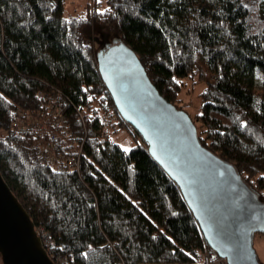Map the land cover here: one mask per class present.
<instances>
[{
	"label": "trees",
	"instance_id": "trees-1",
	"mask_svg": "<svg viewBox=\"0 0 264 264\" xmlns=\"http://www.w3.org/2000/svg\"><path fill=\"white\" fill-rule=\"evenodd\" d=\"M64 2L0 0L1 177L54 264H205L196 221L117 114L85 36L93 25L117 36L179 109L196 76L199 141L264 201V0H104L69 18Z\"/></svg>",
	"mask_w": 264,
	"mask_h": 264
},
{
	"label": "water",
	"instance_id": "water-1",
	"mask_svg": "<svg viewBox=\"0 0 264 264\" xmlns=\"http://www.w3.org/2000/svg\"><path fill=\"white\" fill-rule=\"evenodd\" d=\"M100 37L97 70L117 114L176 184L204 242L227 264H260L252 241L264 234V201L234 165L201 144L190 117L158 93L134 51L117 36ZM0 262L54 264L1 174Z\"/></svg>",
	"mask_w": 264,
	"mask_h": 264
},
{
	"label": "rangeland",
	"instance_id": "rangeland-1",
	"mask_svg": "<svg viewBox=\"0 0 264 264\" xmlns=\"http://www.w3.org/2000/svg\"><path fill=\"white\" fill-rule=\"evenodd\" d=\"M98 3V9L104 6V0H65L62 7V16L64 18L78 17L86 14L88 4ZM105 32V29H99L93 25L88 30L86 40L97 47L100 34ZM183 86L177 96V101L188 116H192L198 107V94L203 88V83L196 76H188L182 80ZM113 140L122 148L128 149L132 146L133 141L125 127H119L118 130L112 133ZM253 249L257 255L260 264H264V235L256 233L252 241ZM1 264V262H0Z\"/></svg>",
	"mask_w": 264,
	"mask_h": 264
},
{
	"label": "built area",
	"instance_id": "built-area-1",
	"mask_svg": "<svg viewBox=\"0 0 264 264\" xmlns=\"http://www.w3.org/2000/svg\"><path fill=\"white\" fill-rule=\"evenodd\" d=\"M55 108H56V107H54V109H55ZM52 112H53V117H54V119L59 120V119L61 118L57 110H55V111L53 110ZM23 122H24V121H23ZM24 125L27 126V128L32 129V130L36 129V128H34V127H35V124H31V125H29L28 122H25ZM36 126H37V124H36ZM77 151H78V150H77ZM66 154L70 155L71 153L68 152V153H66ZM76 154H77V152H76ZM66 156H67V155H66ZM66 156L63 155V156H61V158L64 159ZM47 160L49 161V163H53L54 165H57V163H58V162H55V163H54L55 159H53V158H47ZM77 160H78V157L73 158V159L70 158V159L67 161V163L72 164V165L75 166L76 163H77ZM40 239H41L42 244L45 245V246H46L47 243L49 242L48 239H47V236L42 235V236H40ZM205 244H206V243H205ZM200 257H201L202 261H203L205 264H227V263L225 262V260L219 258V257L216 255V253H215L210 247L207 246V244L205 245V247H204L203 250L201 251V253H200ZM117 264H123V263H122L121 261H118Z\"/></svg>",
	"mask_w": 264,
	"mask_h": 264
},
{
	"label": "bare ground",
	"instance_id": "bare-ground-1",
	"mask_svg": "<svg viewBox=\"0 0 264 264\" xmlns=\"http://www.w3.org/2000/svg\"><path fill=\"white\" fill-rule=\"evenodd\" d=\"M40 241H41V239H40ZM42 243V242H41ZM43 245V244H42ZM43 246H45V245H43Z\"/></svg>",
	"mask_w": 264,
	"mask_h": 264
},
{
	"label": "snow or ice",
	"instance_id": "snow-or-ice-1",
	"mask_svg": "<svg viewBox=\"0 0 264 264\" xmlns=\"http://www.w3.org/2000/svg\"><path fill=\"white\" fill-rule=\"evenodd\" d=\"M125 151H127V149H125Z\"/></svg>",
	"mask_w": 264,
	"mask_h": 264
}]
</instances>
